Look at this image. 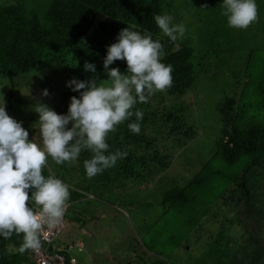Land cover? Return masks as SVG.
<instances>
[{
    "label": "trees",
    "instance_id": "trees-1",
    "mask_svg": "<svg viewBox=\"0 0 264 264\" xmlns=\"http://www.w3.org/2000/svg\"><path fill=\"white\" fill-rule=\"evenodd\" d=\"M31 1L29 4H26V0H1L0 2V78L8 80L12 86H14L13 80L18 76L40 69L43 65L45 67L46 64L55 63L57 65L58 61L64 59L69 53L75 54L80 68L71 70L65 64H58L62 72L67 75L69 79L67 81L72 78L83 81L94 76L107 78L103 68L107 46L115 43L120 30L127 27L142 35L147 30L151 33L153 40L159 39L164 45L165 56L161 62L173 66V83L162 93L170 97L184 96L185 92L193 85L196 72L205 66V55L209 53L211 57L215 56V52H209L210 50L199 52L193 49L189 43L188 39L192 37L193 28L190 22L198 20L192 0H43L42 3L40 0ZM263 5L262 1L258 4V11H264ZM156 14L170 15L172 24L184 25V19V23H186L184 36L171 42L155 24L154 15ZM261 23L258 25V31L261 29ZM187 26H189L190 32ZM221 29V35H226L229 31L228 26H223ZM194 31L198 32L200 37L205 35L201 28L194 29ZM261 37L264 38V36ZM224 43L227 45V51L233 49L229 41L224 40ZM240 47L236 46L235 50ZM256 49L248 47L249 61L252 52ZM85 62L94 64L96 72L85 71ZM254 64L256 65V63ZM250 66L251 63L246 61L242 77H245V82L242 90L237 94L225 96L216 108L220 129L213 144L214 147L210 149L211 154L219 156L221 160L229 164H235L240 160L246 161L239 181L232 182L219 197L220 206L226 209L227 216L244 208L243 203L252 191L251 180L257 179L259 182L264 178V73L256 74L255 78L258 77L259 82L255 83L254 89L251 91L249 89L253 86V82L249 80V77L252 78L253 72L250 71ZM109 67L119 68L122 73L127 70L124 61H116ZM242 83L239 81L232 85L239 87L242 86ZM42 85L46 86L47 84L42 83ZM48 91L56 93L53 89H48ZM247 92L248 94L255 93L254 101L245 98ZM58 93L54 110L58 114H66L70 98L72 96L79 98V92H74L65 85L64 89L59 90ZM160 93L156 92L151 95L147 103L138 102L134 106L133 111L143 112V118L139 121L141 128L139 134H134L128 128L129 123L136 122L135 116L118 125L116 132L109 133L106 139L109 144L108 151H125L127 156L118 160L114 167L89 179L91 180L89 184L112 185L118 179L126 182L141 181L148 184L149 179H155L172 163V156L162 150L161 137L163 138L165 135L166 138L175 139L178 143L183 144L185 140L190 141L196 137V130L188 121L189 106L184 102L171 104L169 108L162 107V109L151 105L153 101L159 100L155 99L157 95L163 97ZM159 101H163V99ZM34 131L32 130L33 133ZM159 134L161 135L159 136ZM91 155L90 151L81 152L77 161L71 163L72 170L69 168V162H65V165H60L59 168L63 171L64 169L79 170L77 173L80 172L81 178L87 180L83 161L91 158ZM42 174L45 177L52 175L46 168ZM65 174L67 172L63 175ZM54 177L61 179L68 186L70 192L68 203L80 200L84 193L90 194L88 189L77 186L79 179L72 180L71 177L73 184L69 185L62 177ZM208 179V174L207 176L199 174L188 179L182 187L168 189L161 197L160 204L162 206L170 204V208L175 206L177 210L183 211L182 208L186 209L188 202L187 196L196 191L199 186H206L209 182ZM232 209L235 210L232 212ZM197 212L204 216L209 210ZM165 213L161 215L157 223V227L161 225L162 230H165ZM185 215L183 214L184 217ZM254 216L257 218L255 220L256 228H262V231L264 216H260L256 210ZM201 220L202 218L195 223L193 219L185 218L188 232H185L183 243L176 242L178 240L175 239L176 235H171L170 239L175 242L178 248L182 246L184 251H190L192 244L202 243L204 239H207L206 244L213 241L217 247H220V241H214L213 235H210L208 230H204L207 223H204L203 226L199 225ZM202 221L205 222L206 219ZM211 225L214 223H210L208 226ZM225 225L230 229L233 219L230 222H224ZM224 226L222 225V227ZM190 234L196 241L192 244L187 240ZM61 235L55 240V246L58 248L56 252L64 257L65 264H76V260L69 255L73 245H66L69 244L67 242L59 244ZM22 241V234H13L10 239L0 236V264H35L31 251H25L23 254L18 251ZM255 244L256 242L253 245ZM185 246H188L190 250H186L188 248L185 249ZM138 262L142 264H177L165 255L164 250L148 255L143 254L138 257ZM222 263L227 264V262ZM186 264H196V262L188 261Z\"/></svg>",
    "mask_w": 264,
    "mask_h": 264
},
{
    "label": "rangeland",
    "instance_id": "rangeland-1",
    "mask_svg": "<svg viewBox=\"0 0 264 264\" xmlns=\"http://www.w3.org/2000/svg\"><path fill=\"white\" fill-rule=\"evenodd\" d=\"M42 1L40 0V3ZM192 1L198 20L190 22L193 28L192 37L188 39L189 43L193 49L199 52L210 50L209 52H215V56L211 57L209 53L205 55V66L196 72L193 85L184 96L170 97L159 92L163 97L157 95L155 99H163V101L155 100L151 104L162 109V107L169 108L171 104L184 102L189 106L188 121L196 130V137L190 141L185 140L184 144L172 138L168 139L165 135L161 137L162 150L173 158L169 168L155 179H149L148 184L141 181L126 182L121 179L116 180L112 185L89 184L91 180L82 179L80 172L77 173L79 170L70 171L73 167L71 163L70 169H64L67 174L63 175L65 172L59 168L60 165L49 158L46 169L52 175L62 177L69 185L73 184L71 183L73 179H79L77 186L90 191L89 195L82 192L84 196L80 200L69 203L66 227L59 241V244L67 242L69 244L66 245H73L69 255L76 260V264H142L138 262L139 256L162 250L177 264H186L188 261L196 264H224L222 262L264 264V225L262 231V228H256L257 218L254 216L255 210L260 216H264V178L259 182L257 179L251 180L252 191L243 203L244 208L241 211L232 209L234 212L227 216L226 209L220 206L219 197L232 182L239 181L246 161L240 160L235 164H229L219 156L212 155L210 151L214 147L220 129L216 108L225 96L237 94L242 90L246 61L251 63L250 71L253 72L252 78L249 77L253 86L249 90L252 91L255 83L259 82L258 77L255 78L256 74L264 73V38L261 37L264 36V11H258V21L246 30L234 29L228 26L227 18L222 15L220 5L223 0ZM261 1L264 4V0H256L257 6ZM29 3L30 0H26V4ZM202 5L207 7L202 8ZM184 22L183 19L185 25ZM260 23L261 29L258 31ZM223 26H228L229 31L226 35L220 34ZM199 28L205 32L202 37L194 31ZM224 40L232 44L231 51L226 50L227 45ZM236 46L241 47L235 50ZM249 46L252 49L257 48L252 52L250 61L247 50ZM58 64H65L71 70L80 68L73 53L59 60ZM58 64H46L45 67L43 65L40 69L18 76L13 80L14 86L8 80L0 78V104L5 101L8 115L22 122V126L29 132L30 140L39 132L34 127L39 119L38 113L33 110L34 106L40 102L54 110L58 92L64 89L69 80ZM104 79L107 78H99V80ZM239 81L243 82L242 86L232 85ZM42 83L47 85L43 86ZM45 87L47 91L53 89L56 93L48 91L49 95L43 96ZM246 94L245 98L249 101L255 100L254 92ZM32 130H35L34 133ZM199 174L206 176L208 174L209 182L204 187L199 186L187 196L186 209L182 208L184 210L179 211L175 206L170 208V204L163 206L160 204L161 197L168 189L182 187L188 179ZM208 210L209 212L204 216L197 212ZM164 213L165 230H162L161 225L157 227V223ZM183 214H186L185 217ZM187 217L193 219L195 223L201 218L206 219L205 222L201 220L199 225L203 226L207 223L204 230H208L210 235H213L214 241L219 240L221 246L217 247L213 241L206 244L207 239L202 243L192 244L196 242L194 237H191L192 232L189 238L187 237L192 244L191 250L188 246L184 248L190 251H184L182 246L178 248L170 236L176 235L175 239H178L176 242L183 243L182 240L188 232L184 221ZM231 219L233 225L229 229L227 225L224 226V222H230ZM210 223L214 225L209 227ZM80 227L83 229L79 230ZM255 242L256 244L253 245ZM80 243L81 248H79Z\"/></svg>",
    "mask_w": 264,
    "mask_h": 264
},
{
    "label": "clouds",
    "instance_id": "clouds-1",
    "mask_svg": "<svg viewBox=\"0 0 264 264\" xmlns=\"http://www.w3.org/2000/svg\"><path fill=\"white\" fill-rule=\"evenodd\" d=\"M220 7L230 28L246 30L258 21L256 0H223ZM154 21L171 42L185 34L184 25L172 24L170 15L156 14ZM164 56V45L153 40L147 30L143 35L129 27L120 30L116 42L107 46L103 60L107 79L94 76L66 82L72 91L79 92V98H70L66 114L37 102L33 110L39 119L34 127L39 132L31 140L22 122L8 115L5 101L0 104V236L10 239L13 234H22L21 254L39 252L41 233L57 228L65 216L69 188L61 179L42 174L49 158L57 165L75 163L81 152L90 151L91 158L83 161L87 179L125 158V151L109 152L106 139L132 116L136 122L128 128L140 133L143 112L133 111L134 106L147 103L151 95L166 91L173 83V66L161 62ZM116 61L126 62V72L109 67ZM84 69L96 72L92 63L85 62ZM42 95H49L47 89Z\"/></svg>",
    "mask_w": 264,
    "mask_h": 264
},
{
    "label": "built area",
    "instance_id": "built-area-1",
    "mask_svg": "<svg viewBox=\"0 0 264 264\" xmlns=\"http://www.w3.org/2000/svg\"><path fill=\"white\" fill-rule=\"evenodd\" d=\"M68 205L69 204L67 203L65 216L61 225L53 230L45 229V231L41 233V239L43 242L42 248L39 252H31L35 264H65L64 257L56 252L58 251V248L55 246V240L59 238L66 227ZM69 247L71 248V246Z\"/></svg>",
    "mask_w": 264,
    "mask_h": 264
},
{
    "label": "crops",
    "instance_id": "crops-1",
    "mask_svg": "<svg viewBox=\"0 0 264 264\" xmlns=\"http://www.w3.org/2000/svg\"><path fill=\"white\" fill-rule=\"evenodd\" d=\"M90 196H92V195H90ZM69 204V203H68ZM78 224V223H77ZM78 226V225H77ZM79 230H82L83 228L82 227H80V228H78ZM78 245V244H77ZM78 247H79V245H78ZM82 247V244L80 243V247L79 248H81Z\"/></svg>",
    "mask_w": 264,
    "mask_h": 264
}]
</instances>
